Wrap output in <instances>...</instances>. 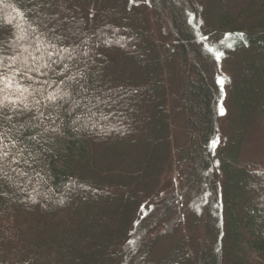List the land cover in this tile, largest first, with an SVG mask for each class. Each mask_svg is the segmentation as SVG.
Returning a JSON list of instances; mask_svg holds the SVG:
<instances>
[{
  "label": "trees",
  "instance_id": "1",
  "mask_svg": "<svg viewBox=\"0 0 264 264\" xmlns=\"http://www.w3.org/2000/svg\"><path fill=\"white\" fill-rule=\"evenodd\" d=\"M263 148L264 0H0V264H264Z\"/></svg>",
  "mask_w": 264,
  "mask_h": 264
},
{
  "label": "rangeland",
  "instance_id": "2",
  "mask_svg": "<svg viewBox=\"0 0 264 264\" xmlns=\"http://www.w3.org/2000/svg\"><path fill=\"white\" fill-rule=\"evenodd\" d=\"M225 2H228V0ZM223 72V73H222ZM222 75L220 76V79H221V83H223V86H226V82H227V77H226V71H222ZM224 126H225V120L223 118V120L220 121V124H219V134H218V138H216V141L214 142L215 143V147H217V145L220 144V142L223 140V129H224ZM251 150H249V155L248 156H252V154H254L255 150H256V145L252 144L251 145ZM260 151V150H259ZM259 161H263L264 159V148L262 150V153L259 154V157L257 158ZM164 247V245L162 246H159V250L162 249Z\"/></svg>",
  "mask_w": 264,
  "mask_h": 264
},
{
  "label": "snow or ice",
  "instance_id": "3",
  "mask_svg": "<svg viewBox=\"0 0 264 264\" xmlns=\"http://www.w3.org/2000/svg\"><path fill=\"white\" fill-rule=\"evenodd\" d=\"M49 55H51V54H49ZM49 65H43V67H48ZM31 71H35V72H39L40 71V69H38V68H34V69H31ZM64 95H67V93H63L61 96H57V95H49V97H48V99L49 100H56V99H58V98H63V96ZM26 107H27V105H26ZM10 119V118H9ZM55 130V129H54Z\"/></svg>",
  "mask_w": 264,
  "mask_h": 264
}]
</instances>
